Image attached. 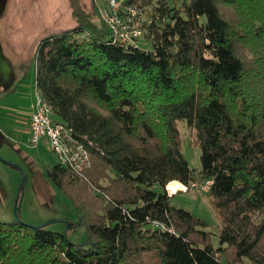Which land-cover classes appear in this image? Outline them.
Listing matches in <instances>:
<instances>
[{
  "label": "trees",
  "instance_id": "trees-1",
  "mask_svg": "<svg viewBox=\"0 0 264 264\" xmlns=\"http://www.w3.org/2000/svg\"><path fill=\"white\" fill-rule=\"evenodd\" d=\"M128 1L149 16L151 48L112 42L96 2L70 0L75 25L33 56L53 120L89 152L82 170L45 167L86 237L0 220V264H264V0ZM180 121L201 147L199 178ZM172 180L212 181L219 246L171 203Z\"/></svg>",
  "mask_w": 264,
  "mask_h": 264
},
{
  "label": "rangeland",
  "instance_id": "rangeland-1",
  "mask_svg": "<svg viewBox=\"0 0 264 264\" xmlns=\"http://www.w3.org/2000/svg\"><path fill=\"white\" fill-rule=\"evenodd\" d=\"M93 1L95 2V0H81L87 11L92 10ZM168 1L172 6H180L182 3V0ZM1 2L2 0H0V12H2ZM15 2L9 0L7 10L8 13L13 14L9 18H5L2 14L5 20L2 18L0 22V28L6 27L3 33L4 45L9 48L8 58L11 59L10 63L17 68L20 67L21 75L17 85L18 90L10 94L7 102L9 106L20 109L24 104L22 100L19 102V99L23 98L26 102L23 108L27 110L37 94L33 89L35 81L33 56L38 42L44 36L72 28L76 21L72 15L70 0H20L18 4ZM106 2L107 0H98L103 6ZM15 6V10L12 11ZM145 17L149 18L147 13ZM202 18L205 19V16ZM139 45L146 49L152 47L151 42L144 37L140 38ZM6 114L4 112V117L0 120V139L4 136L18 138L13 134L14 118H6ZM27 114L28 111L24 114V122ZM179 126L183 132V154L190 167L195 169L196 177L199 178L202 168L201 147L190 141L192 135L185 121H180ZM20 148L21 153L27 152L29 155L27 160L22 158L20 151L13 146L7 144L0 146V181L6 185V192L0 195V220L21 221L32 227L46 225L53 230L67 233L69 239L75 243L84 240L86 227L78 223L73 205L45 174V167L54 165L59 160L58 156L48 147L36 152L35 149L24 147L22 144ZM19 186H22L20 190ZM154 188L159 189V185H154ZM16 198L18 203L15 207ZM170 200L174 205L188 209L204 219L208 224L206 229L213 232V245H220V221L207 191L200 187L187 190L184 186L175 191Z\"/></svg>",
  "mask_w": 264,
  "mask_h": 264
},
{
  "label": "built area",
  "instance_id": "built-area-1",
  "mask_svg": "<svg viewBox=\"0 0 264 264\" xmlns=\"http://www.w3.org/2000/svg\"><path fill=\"white\" fill-rule=\"evenodd\" d=\"M98 14L108 28L109 39L112 42L137 43L142 37L145 23V9L128 0H107L106 5H100L95 0ZM30 142L36 145L45 137L58 159L66 165L82 170L89 164V152L85 145L77 139L71 128L52 118V109L45 98L37 92L34 109L29 118ZM212 181L202 185L207 190ZM198 185L196 182L192 186ZM187 189V186H186ZM171 194L175 193L167 188Z\"/></svg>",
  "mask_w": 264,
  "mask_h": 264
},
{
  "label": "crops",
  "instance_id": "crops-1",
  "mask_svg": "<svg viewBox=\"0 0 264 264\" xmlns=\"http://www.w3.org/2000/svg\"><path fill=\"white\" fill-rule=\"evenodd\" d=\"M15 1L17 2V4L20 2V0H15ZM8 2L9 0H2L1 2L2 12H0V22H1V19L3 18L2 14L5 15V18H9L13 14V13H8V10H7ZM15 8L16 6L13 7L12 11L15 10ZM3 20L5 19L3 18ZM5 29L6 27L4 26L0 28V101H2V103H0V120L3 119L2 117H4V112L7 113L6 118H14L13 134L14 136L16 135L18 138L12 139L11 137L6 138V136H4L2 139H0V146L2 144L13 146L15 149L20 151V156L24 158L25 160H27V157L29 155L27 154V152L21 153V148H20L21 144L24 147L35 149L34 152H36L37 150L38 151L43 150V148H46V147L50 148V146H49L48 140L45 137L41 138L37 145H31V142H30L29 118H30L31 112L34 109L35 100L32 101V103L30 104L28 103L29 108L27 110L23 108V106L26 105L25 104L26 102L23 100V98L19 99V102L22 100L24 104L20 109L9 106L7 102V98L10 96V94L18 90L19 86L17 85H18V81L21 78V75L19 72L20 67L17 68L16 65H14L13 63H10L11 59L8 58L10 55L9 48L8 46L4 45L5 44V34L3 33V31ZM36 88H37L36 83L34 81L33 89L37 93L38 90ZM26 111H28V114H27L28 116L26 118V121L24 122V114L26 113ZM4 162L7 163L6 161ZM174 181H177V180H174ZM21 187L22 186H19L18 189L20 190ZM5 188H6V185L0 181V195L3 194V192H6ZM17 194L19 196V193ZM17 203L18 201L16 198L14 202L15 207Z\"/></svg>",
  "mask_w": 264,
  "mask_h": 264
},
{
  "label": "bare ground",
  "instance_id": "bare-ground-1",
  "mask_svg": "<svg viewBox=\"0 0 264 264\" xmlns=\"http://www.w3.org/2000/svg\"><path fill=\"white\" fill-rule=\"evenodd\" d=\"M36 89H37V88H36ZM167 187H168L169 190L173 189V191L175 192V191H177L179 188H183L184 185H183L181 182H179V181H174V180H172V181H170V182L168 183Z\"/></svg>",
  "mask_w": 264,
  "mask_h": 264
}]
</instances>
